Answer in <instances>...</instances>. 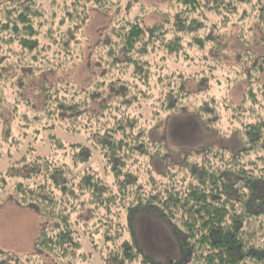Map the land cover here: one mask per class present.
I'll list each match as a JSON object with an SVG mask.
<instances>
[{
  "label": "trees",
  "instance_id": "16d2710c",
  "mask_svg": "<svg viewBox=\"0 0 264 264\" xmlns=\"http://www.w3.org/2000/svg\"><path fill=\"white\" fill-rule=\"evenodd\" d=\"M174 1L181 9L170 29L164 24L147 29L139 22H128L118 28L116 44H120V52L127 54L134 72L125 80L116 76V81L124 87V96L129 94V86L138 85L142 89L132 94L134 98L128 103L131 108L138 101V108L157 111L159 115L173 108L169 104L176 99L198 103L201 117H212L211 112L203 109L205 105L217 109L218 112L214 111L217 117L228 112V124H237L235 132L244 139V147L230 153L224 147L208 146L196 153L186 151L178 160L162 157V141L149 139L145 126L136 128L141 116L131 117L130 106L117 117L114 114L121 112L119 106L112 108L114 102L102 103L103 116L98 117L100 109L91 105L96 91L93 84L81 87L67 82L52 89L44 85L48 107L39 112L42 115L47 111L48 117L43 115V124L36 114L31 119L25 113L24 118L30 119L25 124V134L20 135L16 130L19 117L13 113L7 124L0 113V154L7 149L2 161L6 170H0V197L12 184L18 203L33 208L45 220L40 223L36 247L50 254L57 264H94L96 256L101 264H264V84L254 73L264 67V53L255 54L249 48L251 41L239 32L247 48L242 56L250 57L245 62L249 60L251 64L245 71L249 83L244 99L235 105L226 95L219 102L212 95V77L218 72L228 73L229 66L216 64L209 52L221 50L220 28H227L234 16L240 14L242 22L253 17L264 29V0ZM212 13L223 16L220 23H209L207 14ZM46 23L47 13L39 0L0 2V33H10V39L16 38L24 49H39L40 31ZM84 23L82 20L81 24ZM52 33L50 28L47 36L51 39ZM70 34L71 28L63 46L70 44ZM169 34L171 37L167 38ZM186 38L198 55L197 62L194 56L185 55L186 60L190 58L186 66L197 63L201 66L196 74L202 76L206 87L188 94L184 90L186 81L195 82L199 78H186L182 68L169 72L165 65L160 74L153 75L162 89L156 95L151 88L149 68L143 71L149 60L143 62L141 58L152 52L150 46L158 42L171 54L180 55ZM261 44L264 45V39ZM109 55L111 64L119 62L118 53ZM8 58L0 54L3 70ZM179 62L175 59L174 65L184 67L185 62ZM30 66L20 67L35 72V67ZM231 68L235 69V75L242 73L238 65ZM235 79L227 74L224 83ZM21 83L25 84L22 78ZM98 86H104L103 82ZM18 90L21 91L20 86ZM0 93L5 99L7 95L1 90ZM213 103H220L221 110ZM28 126L35 128L30 130ZM43 133L47 135L46 142ZM61 134L80 135L82 140L70 141ZM5 143L6 147L2 146ZM25 143L27 149L16 159L15 154ZM151 154L162 157L164 169L159 175L151 172V165L137 161L136 155L145 160ZM12 156L16 160L11 161ZM214 157L219 158L217 164L212 162ZM141 209L168 219L186 256L164 263L137 246L132 216ZM43 253L21 256L0 249V264H46Z\"/></svg>",
  "mask_w": 264,
  "mask_h": 264
},
{
  "label": "rangeland",
  "instance_id": "374dc122",
  "mask_svg": "<svg viewBox=\"0 0 264 264\" xmlns=\"http://www.w3.org/2000/svg\"><path fill=\"white\" fill-rule=\"evenodd\" d=\"M4 1L7 2L8 0H0V2ZM39 1L47 13L48 23L41 28L39 36L41 46L38 50L29 51L24 49L16 38L10 39L12 36L10 33H0V54L9 56L4 63L6 64V70H3V67L0 66V90L7 95L2 100L0 93V113L7 124L13 113L19 117L16 130L20 135L25 134L23 133L25 124H28L30 117L31 119L34 118L32 115L36 114L42 118V124L45 121V116L48 117L47 111L42 112V115L39 112L48 107L44 94L45 90L43 89L44 85L52 89L67 82L75 83L81 87L93 84L96 91L93 96L94 99L91 98V105L93 104L94 108L100 109V112L97 113L98 117L103 116L102 103L112 104L111 102H114L112 108H118L119 106L118 110H121V112H117L114 116L120 117L126 106H130L128 103H130L131 97L134 98L132 94L142 91V89L138 88V85L129 86V94L124 96V87L116 81V76H120L123 80L128 78L134 72V65L128 62L126 53L119 51L121 46L116 44L115 33L119 27L128 24V22H139L147 29L164 24L165 28L170 29L172 28L170 26L174 25L176 12L181 9V6L174 0ZM68 12H71V14L69 15ZM207 15L209 23H220L223 19L222 15L218 16L213 13ZM239 15L232 17V22L228 24L227 28H220L221 50L209 51L210 54L214 55L212 57L216 64L229 66L228 73L224 71L223 74L221 72L217 73L218 68H216L217 75L214 78L212 77L211 80L214 90L212 95L215 96L218 102L220 98L226 95L227 100L235 105L240 104L244 99L249 83L245 71L251 64L250 57H243V53L247 48L238 36L239 32L242 31L247 36V40L251 41L249 48H252L255 54L264 53V45L261 44L264 39L262 23H257V19L253 17L242 22ZM62 20H64V23H61ZM82 20H85L84 24H81ZM50 28L53 29V39L47 36ZM70 28L73 31V34L68 36L70 44L63 46V42L67 41L66 32ZM170 37L171 34L167 36V38ZM190 47L188 38H186L184 50L179 53L180 55H177L168 52L164 44L160 45L158 42L156 45L150 46L152 52L141 58L143 62L149 60V63L144 65L143 71L149 68L152 74L151 88L156 95L160 94L162 89L156 83L154 76L160 74L165 65L169 72H172L173 68H182L186 78L191 79L194 76L199 78L195 82L186 81L187 84L184 86V90L188 94L206 87V83L203 84V79H200L202 76L196 74L201 66L198 63L191 64L189 68L186 66V63L190 61V58L186 60V56H194V60L198 61L196 59L198 57L197 49ZM114 52L118 53L119 62L111 64L110 59L112 57L109 53L113 54ZM34 56H37V59L32 60ZM245 58H249L248 62H245ZM175 59L180 60V64L184 61V67L174 65ZM22 65L29 66V68L32 67L30 65H33L35 72L29 68L22 70L20 67ZM237 65L240 66L242 72L239 76L235 75V69L231 68ZM254 73L255 77H258V80L264 84V67L254 70ZM227 74L236 79L232 83L227 82L225 84ZM21 78L25 81V84L21 83ZM131 78L130 80H132ZM112 80L116 82L113 83ZM101 81L104 86H98ZM19 86L20 92L18 90ZM121 90L122 92H120ZM143 91L146 92V90ZM173 101V104H169L173 108H167L163 112L160 108L161 113L159 115L157 111L149 112L147 109L138 108V101L134 102L132 108L130 106L128 110V114L133 118L138 117V115L141 116V118H137V123L135 122L137 129L145 126L148 134L146 136L149 139L155 142L162 141L160 156L167 155L168 158L178 160L184 156L186 151L196 153L208 146L224 147L230 153L237 152L244 147V139L235 132L237 124L231 123V126L228 124V112L225 113L227 115L217 117L214 111L218 112V110H211L208 105H205L203 109L211 112L212 117L209 118V115L201 117L197 112L198 103H191L189 100L183 102L179 100L177 102L176 99H173ZM15 104H18L16 110L14 109ZM212 105L219 106L221 110L220 103H213ZM157 109H159L158 106ZM109 111L107 109V113ZM25 113L29 114L30 117L24 118L26 117L23 116ZM220 113L223 112L220 111ZM36 126L38 127L37 122ZM29 128L31 130L35 127ZM49 132L46 134H49ZM43 134V141L46 142L47 135ZM62 137L63 139H71L70 141L82 140L80 135L64 134ZM8 142L10 143L11 139ZM32 144L35 143L32 142ZM2 146L6 147V143ZM25 148L27 149L26 143L21 151L15 154L16 159L22 155ZM28 149H31V146H28ZM6 152L7 149H4L0 154V170H6V165L2 163ZM134 157L131 156V159ZM162 157L151 154L144 160L136 155L138 163L144 161L147 165H151L153 168L151 172L156 175L163 172ZM6 158L9 159V157ZM16 159L12 156L11 161ZM218 159V157H214L212 162L217 164ZM171 163L173 162L171 161ZM100 168L102 167L100 166ZM6 190L7 192H4L0 197V249L21 256L43 253L36 247V242L40 232V223L45 222V220L33 208L18 203L12 184ZM85 212L89 214L88 211ZM86 214L83 216L85 217ZM132 218H134L135 243L145 254L164 263L186 256V250L183 249L180 240L177 239L174 227L167 222L168 219L157 218L147 209L139 210ZM42 255L46 264H57L50 254L43 253ZM96 260L94 264H101L99 257L96 256ZM2 264L5 263L2 262Z\"/></svg>",
  "mask_w": 264,
  "mask_h": 264
}]
</instances>
